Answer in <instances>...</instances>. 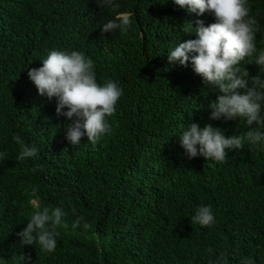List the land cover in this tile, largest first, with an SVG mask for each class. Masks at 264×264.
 I'll list each match as a JSON object with an SVG mask.
<instances>
[{
    "label": "trees",
    "instance_id": "trees-1",
    "mask_svg": "<svg viewBox=\"0 0 264 264\" xmlns=\"http://www.w3.org/2000/svg\"><path fill=\"white\" fill-rule=\"evenodd\" d=\"M117 2L118 11L133 14L126 35L101 33L115 14L95 0H0V152L7 153L0 161V264H25L23 255L27 264H215L221 257L220 264H264V146L246 142L216 163L188 159L179 142L192 122L226 136L248 130L238 118L209 120L218 90L190 64L167 59L179 42L196 38L184 33L188 22L208 25L215 17L173 0ZM248 3L261 29L256 46L264 49V0ZM53 49L84 52L98 83L123 89L112 131L94 147L86 137L78 145L65 138L72 121L57 116L55 99L40 96L29 79ZM241 67L264 77L254 62ZM14 134L35 144L37 156L18 161ZM202 204L216 217L211 227L191 224ZM36 205L66 214L50 254L15 235Z\"/></svg>",
    "mask_w": 264,
    "mask_h": 264
},
{
    "label": "clouds",
    "instance_id": "clouds-1",
    "mask_svg": "<svg viewBox=\"0 0 264 264\" xmlns=\"http://www.w3.org/2000/svg\"><path fill=\"white\" fill-rule=\"evenodd\" d=\"M100 8L114 13V18L102 25L101 33L119 31L126 35L132 29V13L118 11L117 0H95ZM174 4L198 16L210 12L215 22L205 25L196 20L183 29L184 33H195V39L179 42L168 51L169 63L183 67L191 65L195 74L201 76L206 86L218 90L216 98L208 104L211 109L209 120H243L248 130L244 135L224 134V130L211 123L200 126L192 122L181 132L180 145L188 159L202 156L216 163L226 161L228 152L243 149L245 143L264 146V77L250 75L241 62L248 60L264 73V49L256 46V35L260 26L251 14L248 0H173ZM42 66L28 71L29 79L35 84L38 94L56 101L57 116H65L72 122L66 126L65 138L73 145L80 144L86 137L93 147L105 134L112 131L109 118L117 111V103L123 96V89L116 81L98 83L95 62L80 50H49L40 58ZM66 109V111H65ZM255 125V126H254ZM19 145L16 159L23 161L37 156L35 144H27L19 134L12 136ZM7 158L0 152V161ZM39 166L33 167V172ZM36 189H33L35 192ZM72 212L76 209L73 206ZM65 212L60 207L40 208L36 205L24 227L15 233L22 246L36 245L45 254L55 252L59 228L67 227L63 220ZM83 216L72 224L80 226ZM191 224L211 227L216 222L211 205H200L190 217ZM85 229L90 225L85 222ZM21 259L27 260L24 255ZM220 259L215 264H220ZM241 264H253L244 259Z\"/></svg>",
    "mask_w": 264,
    "mask_h": 264
}]
</instances>
